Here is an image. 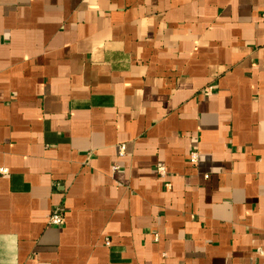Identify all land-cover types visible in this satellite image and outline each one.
<instances>
[{"label": "crops", "instance_id": "obj_1", "mask_svg": "<svg viewBox=\"0 0 264 264\" xmlns=\"http://www.w3.org/2000/svg\"><path fill=\"white\" fill-rule=\"evenodd\" d=\"M260 249L264 0H0V264Z\"/></svg>", "mask_w": 264, "mask_h": 264}, {"label": "built area", "instance_id": "obj_2", "mask_svg": "<svg viewBox=\"0 0 264 264\" xmlns=\"http://www.w3.org/2000/svg\"><path fill=\"white\" fill-rule=\"evenodd\" d=\"M212 91H213V87L212 86H208V87H205L204 88V93L206 95H210L212 94ZM125 147L122 146L121 147V152L123 153ZM198 158H199V153L198 152H192L191 154V161L192 162H197L198 161ZM114 170H117L118 169V166H114L113 167ZM2 172H6V170H1ZM157 171L158 173L160 174L161 177H166L168 172H167V169L165 166H158L157 167ZM168 187L171 186L170 183H167L166 184ZM65 221H66V216H65V210L63 207H57L54 209L53 213L51 214L50 218H49V221H48V225L49 226H53V227H60V226H63L65 224ZM155 239L158 240L159 239V234H156L155 236ZM260 253H262L264 255V250L260 249L259 250Z\"/></svg>", "mask_w": 264, "mask_h": 264}]
</instances>
